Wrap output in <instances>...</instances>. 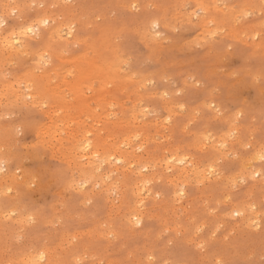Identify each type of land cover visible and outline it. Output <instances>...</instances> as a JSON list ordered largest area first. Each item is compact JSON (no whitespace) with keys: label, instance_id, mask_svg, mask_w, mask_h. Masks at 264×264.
Segmentation results:
<instances>
[{"label":"rangeland","instance_id":"rangeland-1","mask_svg":"<svg viewBox=\"0 0 264 264\" xmlns=\"http://www.w3.org/2000/svg\"><path fill=\"white\" fill-rule=\"evenodd\" d=\"M261 2L0 0V264H264Z\"/></svg>","mask_w":264,"mask_h":264},{"label":"bare ground","instance_id":"bare-ground-1","mask_svg":"<svg viewBox=\"0 0 264 264\" xmlns=\"http://www.w3.org/2000/svg\"><path fill=\"white\" fill-rule=\"evenodd\" d=\"M20 1H23V0H20ZM14 8V7H13ZM3 14V16H4V18L6 19L8 16H9V13H10V10H8V11H6V12H3L1 9H0V14ZM1 14V15H2ZM41 16V17H40ZM43 20H48V22H50L51 21V19H49V17H47V16H44V15H38V16H36V18L33 20H28V21H25V22H23L24 24V26L25 27H27V26H29V25H31V26H33V27H35V28H40L41 27V24H42V27H43V23H41V21H43ZM20 25L21 24H18V25H16V24H14V23H11V24H9L8 26H7V30H8V33L9 34H7V36H3L2 38H3V42L7 45V47L10 49L9 51L11 52V53H16L17 52V48H18V46H23V42L25 41V39H30L31 38V34H35V32L34 33H31V34H28V35H19V33H20V31H21V28H20ZM59 28H61L60 26H56L55 24H53V25H50V24H48L47 25V27H46V29H42V30H44V32H45V36H49V37H53V36H59V32H60V29ZM14 31H15V33H16V40H18L19 41V43H16L15 41H13L12 40V37H13V33H14ZM40 33H42L43 34V31L42 32H38V33H36L35 35H37V36H39V38H40V40L42 39L43 40V37H42V34H40ZM47 33H49V34H51V35H49V34H47ZM40 34V35H39ZM67 35L68 34H70V32H68V33H66ZM45 38H47V37H45ZM49 39V38H48ZM30 42H32V41H29V43H26V44H24V46L25 47H27L28 49H30V48H32V43H30ZM38 42V41H37ZM43 42H44V40H43ZM23 43V44H22ZM42 44H44V43H42ZM41 47V46H40ZM45 49V48H44ZM43 49H41V51H42ZM40 51V50H39ZM44 51H46V49L45 50H43L42 52H44ZM39 54H42L41 52L39 53ZM39 54L37 55V56H39ZM42 57V56H41ZM97 57L98 58H100V62H109V58L108 57H103V55L102 54H98L97 55ZM37 59H38V57H37ZM86 61H81V63H85ZM105 65H106V63H105ZM88 66V70H86L87 72H85L84 73V75L82 76V78L80 77L78 80H77V82H75L74 84H70V86L72 87V88H75L74 90L76 91L78 88H80V87H85V85L86 84H89L90 83V80H88L89 78H88V76L89 75H91L92 74V66H91V64H88L87 65ZM108 70V69H107ZM107 70L105 69L104 71H98V70H96L95 69V73H94V77H98L99 79H101V80H104L105 79V77L104 76H107L108 75V73H107ZM103 78V79H102ZM42 81H43V79H41V78H38V82L36 83V92L35 93H33L32 92V89H30V91H28V95L32 98V95H34L35 94V100H34V102L35 101H37L36 99H38V98H40V96H39V88H40V84L42 83ZM82 82H84V84L82 83ZM80 84H82V85H80ZM28 87L30 88L31 87V85H28ZM92 87V83L90 84V87L89 88H91ZM33 99V98H32ZM125 141L126 142H130V138H125ZM87 145H89L88 143L87 144H85L84 145V143L82 144V147L81 148H79L80 150H81V152H82V156H86L87 155V164H91L92 163V159H91V157H89V154H91V155H93V153H94V151H92V150H90L89 152H86V147H87ZM118 148V147H117ZM114 150H116V149H114ZM113 152H115V151H113ZM112 155H114V154H112ZM257 157V156H256ZM104 159H107V158H104ZM103 159V160H104ZM257 159V158H256ZM116 160H118V161H123L124 159H123V157H119V158H116ZM108 163H110V160L108 161ZM166 165H168V163H166ZM189 171H190V169H187L186 167H184L183 169H182V172L185 174V175H188V173H189ZM182 173V174H183ZM261 173V171L259 170V169H253V171H252V174L253 175H259ZM185 185H186V183L185 182H181V187L180 188H176V185H174V187H175V190H174V192H176V191H178L179 193H181L182 192V189H184L183 187H185ZM234 212H236L235 210H234ZM127 220L130 222V224L131 225H134V224H139V223H141L142 222V220H143V218L142 217H140L139 216V214L137 213V212H132L130 215H129V217H127ZM138 222V223H137ZM39 259H41V256H39L38 257Z\"/></svg>","mask_w":264,"mask_h":264},{"label":"snow or ice","instance_id":"snow-or-ice-1","mask_svg":"<svg viewBox=\"0 0 264 264\" xmlns=\"http://www.w3.org/2000/svg\"><path fill=\"white\" fill-rule=\"evenodd\" d=\"M8 7H12V6L9 5ZM260 8H261V19H264V0H262V2L260 4ZM201 11H203V7H201ZM11 15L14 18L16 17L17 12H16L15 8L11 12ZM251 15H252V12L247 11V10H241L240 14L237 17V19L240 20V19H243L245 17H249ZM41 23L47 25L48 24V20H43V21H41ZM5 24H6V20H5L4 16L0 15V28L4 27ZM156 27H157V25L155 23H153L152 28L155 29ZM20 28H21V31H20L19 35H28V34H31V33H34V32L37 31V29L35 27L31 26V25L25 27L23 24H21ZM213 35H216V33H213ZM257 37L262 39V40H264V25L261 26V30L259 32H257L256 36L253 37V39H256ZM12 40L15 41L16 43H19V41L16 40L15 31L13 33ZM41 59L43 60L44 57H41ZM258 79L260 81L261 88H264V72L261 73V75H260V77ZM229 135H233V133H230ZM221 147H224V146L221 145ZM246 147H247V145H246ZM256 158L259 159L261 162H264V148L261 149V151L257 154ZM181 162H183V161H181ZM4 163H5L4 161L0 160V172L4 171V167H3ZM208 171H209V173H212V172L215 171V169L214 168H209ZM11 192H12V189H11V187H9L7 189V193H5V194H10ZM235 215H240V213L237 212V213H235ZM29 219H31V217H29ZM197 231H199V229H197ZM41 257H43V254H41ZM34 264H35V262H34ZM77 264H79V262H77ZM217 264H227V262L226 261H217Z\"/></svg>","mask_w":264,"mask_h":264}]
</instances>
